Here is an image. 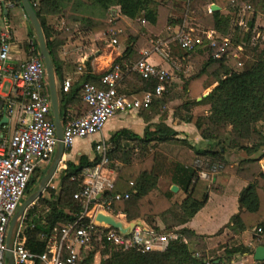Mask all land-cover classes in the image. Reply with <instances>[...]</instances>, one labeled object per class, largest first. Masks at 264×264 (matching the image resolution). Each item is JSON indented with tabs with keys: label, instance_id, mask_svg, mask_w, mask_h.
<instances>
[{
	"label": "trees",
	"instance_id": "obj_1",
	"mask_svg": "<svg viewBox=\"0 0 264 264\" xmlns=\"http://www.w3.org/2000/svg\"><path fill=\"white\" fill-rule=\"evenodd\" d=\"M6 1H11L23 9L21 0ZM193 1L212 2L223 9H229L228 13L214 11L204 14L207 24L205 27L215 29L223 36H229L236 45L244 44L254 54L252 59L245 61L244 66L237 70L232 69L234 64H231V58H215V49L207 42L193 51L184 50L178 45L173 46L171 50V53L182 61L180 73L184 98L180 111L174 114L173 119L179 124L184 122L194 125L204 141H213L217 147L199 150L188 137L181 136L182 132L175 128L174 123L168 124L164 119L156 124H148L143 135L123 128L110 139L116 144L119 158L123 162L116 176L112 194L130 193L129 199L117 201L114 208L126 213L128 220L142 218L156 231L161 230L157 225L160 219L165 229L175 227L180 236L170 241L164 251L126 250L107 242L104 246L87 250L85 257L77 264H94L98 252L102 256L100 264H227L239 254L252 253V248L239 244V240H236L231 246H222L219 249L224 247L222 252L218 253V249H214L208 254L204 236L186 226L209 198L208 194L204 199H199L194 194L199 180L195 162L204 157L210 158L213 164H223L222 170L230 173H240L242 168L249 167L253 180L240 192L238 212L225 227L238 235L245 231H254V240L264 245V242L259 241V236L264 238V171L259 170L256 174L253 172L254 167L259 166V161L264 158V38H256L258 30L264 33V27L256 28L254 15L249 23L251 27L246 32L237 20L241 15L248 20L250 11L242 13L241 9H232L234 3L240 6L249 4L253 10L264 14V0H170L172 5L184 3L188 6ZM31 2L43 26L56 75L61 83L67 70L61 58V51L63 44L74 32L72 24L92 26L95 33H102L108 41L115 32L114 37L118 45H125L122 55L115 60V63H122L138 54L137 43L142 41V37L133 33L123 16L134 22L144 19L149 25L156 26L159 24L160 11L163 8V3L158 0ZM0 4L2 5L1 0ZM117 6H120V14L114 16L111 10ZM89 8L98 10L99 19L84 15V11ZM51 15L65 17L67 26L55 28L48 20ZM168 21L170 24H181L183 18H169ZM32 34L34 35V32ZM34 38L36 52L40 53L38 40ZM148 47L153 48V43ZM200 60L202 65L197 71L183 75L188 63ZM170 68L173 69L172 62ZM106 71L96 75L85 73L83 82H75L68 92L61 88V116L64 122L70 118H79L89 110V106L82 99L83 84L90 82L101 87V79ZM213 73L220 76V82L209 95L203 97L205 91L213 84ZM157 84V80L144 79L131 71L120 82L118 90L130 98H143L145 93L154 90ZM169 94L170 90L155 98L148 110H140L141 115L150 118L161 113L162 108L171 101ZM49 117L53 119L52 114ZM167 144L173 147L171 152L166 150ZM234 152L239 154V163L231 166L229 157ZM98 161L96 153H80L77 160H68L67 167L61 171L59 190L56 191L48 185L45 192L27 209V246L32 252L43 253L48 238L55 229L60 230L78 219L84 210L82 202L75 198V194L82 187V171ZM42 175L44 174L38 170L35 172L26 190L28 196L36 190L33 187ZM161 177H168L172 183L180 186L186 194L185 197L175 199V193L162 189L159 185ZM259 228L262 232L258 231ZM222 231L223 228L219 232ZM197 252L202 255L200 258L195 255Z\"/></svg>",
	"mask_w": 264,
	"mask_h": 264
},
{
	"label": "built area",
	"instance_id": "obj_2",
	"mask_svg": "<svg viewBox=\"0 0 264 264\" xmlns=\"http://www.w3.org/2000/svg\"><path fill=\"white\" fill-rule=\"evenodd\" d=\"M5 2L8 10L15 6L11 1ZM233 6L243 11H252L249 4L240 6L234 3ZM2 8L0 4V9ZM208 11L214 12L212 6L208 7ZM111 13L118 16L120 6L113 8ZM142 22L146 21L143 19ZM241 25L245 26L246 22L243 21ZM248 31L249 29H246V32ZM111 35L109 46H117L115 32ZM260 36L261 33L257 32L256 38ZM172 42L187 51H193L207 42L215 49V58L234 59L238 66H243L244 61L241 58L246 56L244 44L236 45L229 36H223L215 29H201L184 24L175 32ZM159 45L158 40L153 47L154 51L161 50ZM27 47L26 59L16 63L12 58L13 36L7 20L5 29L0 31V91L4 84L9 82L13 97L0 99V104L6 106V110H0V119L6 114L9 122L2 127H8L12 118L15 125L10 135H0V264L7 263L6 237L27 187L35 172L44 164L51 163L59 142L54 120L49 117L52 109L45 62L40 53L36 52L34 41H28ZM171 62L172 70L157 65L149 60V51L145 50L141 57L134 61H113L102 76L101 87L90 82L83 84L82 99L89 106V110L79 118L63 121V143L67 152L80 139L98 134L101 136L93 150L99 161L83 169L82 187L75 194V198L82 202L84 210L75 222L60 230L55 229L41 254L32 252L27 246L29 225L24 214L13 240L14 264H77L94 244L104 246L107 242L126 250L164 251L170 241L180 236L177 232L156 231L149 225L148 228L136 226L129 235H123L117 228L98 227L94 224L99 208L131 221L126 213L114 208L117 201L129 199L130 193L112 194L122 163L117 158L116 144L104 135V128L107 122L119 113L148 110L153 100L166 92L167 84L174 76L173 72L181 70L178 62ZM131 71L144 79L157 80L156 88L147 91L143 98H130L120 93L118 86ZM71 85V78H66L61 88L68 92ZM64 167H67V163ZM195 168L199 179L210 180L211 172L222 170L223 164H213L209 159H198ZM49 185L51 186V182ZM52 188L55 186L52 185ZM258 231L262 232V229L259 228ZM195 255L199 258L202 256L198 252ZM253 264L260 262L254 259Z\"/></svg>",
	"mask_w": 264,
	"mask_h": 264
},
{
	"label": "crops",
	"instance_id": "obj_3",
	"mask_svg": "<svg viewBox=\"0 0 264 264\" xmlns=\"http://www.w3.org/2000/svg\"><path fill=\"white\" fill-rule=\"evenodd\" d=\"M203 3L204 5H202V7H204V11L207 14H211L208 11V7L212 6V4L214 3L212 2H203ZM20 8L21 7L15 5L11 9H20ZM11 9L8 10L7 15L4 14L3 8L0 9L1 15L5 16L6 20L8 21L10 19L9 17H10ZM93 9L95 8H89L85 10L84 15L86 17H93L94 19H99L98 10H96L93 13L94 11ZM232 9L238 11V8H235L233 5H232ZM22 11L26 16L24 9ZM217 11H222L223 13L230 12L229 9L227 8L223 9L222 7L220 10ZM241 12L244 13L245 11L241 9ZM254 15H256V21H255L256 28L264 27V14L261 13L260 11H255L253 9L252 11H250V17L248 18V20H245L243 18V15H241L238 18L237 22L245 30L250 29L251 25L249 23L251 22L253 18L252 16ZM48 20L57 29L64 28L67 26V20L65 19V17L59 18V16L51 15L48 17ZM243 21L246 22L245 26L241 25ZM72 27L74 28V32L68 37L66 42L63 44L61 51V58L64 67L67 69L64 80L66 78H71L73 85L75 82L82 83L84 80L83 78L85 73L96 75L106 71L111 66L113 61H115L116 58L122 55L125 49V45L124 47H122L123 44L114 47L109 46V41L104 37V35L102 33H95L92 26H82L80 25V23H77V24H72ZM33 32H29L28 38L25 40H21V39L16 40L14 38L15 36L13 35L14 33L12 32L13 33L12 58L16 63L24 61L28 56L27 42L35 41L34 37H36L35 32L34 35L32 34ZM258 32L261 33L260 37L264 38V33L261 30H258ZM145 36L148 37L146 34ZM137 45H138L137 46L138 54L142 55L143 51L147 50L149 51V60L151 62L160 65L164 68L170 69V58H168L169 57L168 54L163 52V50L154 51L152 47L150 48L148 46L147 47L144 46V43H142L141 40L137 43ZM121 47L123 49H120ZM57 83H59L58 78H57ZM215 84L216 83H213L210 86L211 88L209 87L210 90H212L215 86L218 85V83L217 85ZM6 86H7V91H4ZM12 95L13 94L11 90V84L9 82H6L2 90L0 91V99L6 100L8 97H13ZM161 115L162 114L159 113L157 115H153L150 118H146L144 115H141L140 111H134L130 113H119L116 116H114V118L112 117L113 120H111L112 119L111 118L108 122L111 121V123L113 124L117 122L121 123L120 129L128 128L135 131L139 135H143L145 127L148 124L151 123L156 124L162 121ZM166 122L168 124H171L168 121ZM14 125H15V121L14 118H12L11 124L8 127L0 126V128L1 127L7 128L9 130L8 135H10L12 133V129ZM174 125L176 129L182 132L181 136L188 137L190 140H192L191 138H195L196 144L193 143V141L192 143L196 146L197 144L199 146H205L206 143L209 142V141H204L198 135L194 125L192 124L184 123V122L179 124L175 121ZM2 134L3 133H1L0 135ZM93 153L94 151H92V153L89 155H93ZM199 159L210 160V158L208 157L199 158ZM229 163L231 166L238 165L239 154L237 152H234L232 155H230ZM248 168H249L248 166L242 168L240 173H230L226 170H221L213 173L211 172V179H210L211 183L207 192L209 198L206 204L204 205V207L186 225L189 228L195 230L197 234L204 236V239L208 245V247L206 248V252L208 254L210 251L212 252L214 249H218V253H220L224 250V247L223 249L219 250L222 246H225L227 244L231 246V244L236 240L237 241L239 240L238 241L239 244L240 243L244 244L247 247L253 249L252 253L244 252L242 254H239L237 257L229 261L227 264H253L254 250L256 246L261 245L257 243L256 240H254V234H255L254 231H245L242 234L238 235V234H234L230 230V228L225 227L230 222L231 217L236 212H238L239 209L238 197L240 192L253 180V178L251 177L253 173L249 174L251 170ZM259 170L264 171V158L259 161V166L254 167L253 172L256 174L257 171ZM56 184H61V178H59ZM159 185L162 188L161 184ZM172 185H174V183L170 181V183L166 184V187L162 189L171 191ZM180 191L182 190L179 186V191L175 192V196ZM157 225L161 229V231L165 228L164 223L160 219L158 220ZM222 228L223 231L219 232ZM259 241L264 242V238L259 236ZM248 258H251L252 260Z\"/></svg>",
	"mask_w": 264,
	"mask_h": 264
},
{
	"label": "rangeland",
	"instance_id": "obj_4",
	"mask_svg": "<svg viewBox=\"0 0 264 264\" xmlns=\"http://www.w3.org/2000/svg\"><path fill=\"white\" fill-rule=\"evenodd\" d=\"M160 2L163 3V8L160 11L161 12V16L159 19L160 21H159V24L154 26V27L149 25L148 23H143L142 20L134 22V21L130 20L129 18H126L125 16L123 17V19L126 22H128L127 24L131 25V30L133 31L134 34L142 37V43H144V46L147 47L151 43H153V45L155 46L156 42L159 40L160 41L159 47L161 50H163V52L168 54V56H169L168 58H170V62H171V60H175L176 62H178V64L180 65V68H181L182 67V61L179 58H177V56H175L173 53H171L173 46L177 45L175 42H172V38L174 37L175 32L179 29V27H181L184 24L194 26V27H198L201 29H208L205 27V26H207V24H206L204 14H207V13L204 11V7H202V5H204V3L198 2V1H193L188 6V4H184V3H181L180 5H174V4L172 5L170 0H161ZM22 10H23L22 8L11 9L10 17H9L10 19L8 21L10 26L12 27L11 31L14 33V34L13 33L12 34L15 36L14 38L16 40H20V39L25 40L28 38V33L33 32V27H32V25H30V21L24 15ZM93 10H94L93 11V13H94L96 11V9H93ZM238 10H240V9H238ZM169 18H174V19L183 18V22L181 24H170L168 21ZM6 21H7L6 17L1 15V13H0V31L5 29ZM145 34L148 37H146ZM156 38L158 40H156ZM122 47H124V45ZM122 47L120 49H123ZM245 51H246V56H242V58H241L244 62L249 60V59H252L254 56V54L251 53L246 47H245ZM140 57H141V54H135L134 56L130 57V60L134 61L136 59H139ZM231 62H232L231 63L232 65L234 64V67H232V69L240 70L244 66V64H243V66H238L236 63V60H234V59H232ZM201 65H202L201 60L200 61H192V62L188 63V65H186V71L183 75L185 76V75H189V74L194 73L195 71H197L201 67ZM173 74H174V76H173L172 80L167 84L166 92H165V93H167L170 90V94L168 96L170 97L171 101L167 102L166 107L162 108V110L160 109L161 114H162L161 119H164V120L168 121L169 123H174L176 121V119H173L174 114L176 112L180 111L179 110L180 105L184 99L183 98V79H182L180 70L173 72ZM219 78H220V76L217 73H213L211 81L213 83H216L215 85H217V83L220 82ZM61 84L62 83L59 80V83H58L59 94L61 93ZM210 88H208L205 91V93L208 90L210 91ZM4 91H7V86L5 87ZM113 118L111 120H113ZM120 128H121V123L117 122V123L113 124L110 121L107 123V125L104 128V135L107 138H110ZM1 133L8 135L9 130L7 128L1 127L0 128V134ZM100 138H101V136H100V134H98V135L90 136L87 139L78 140L77 143L74 145V147L70 150V152H66L65 157H64V161L60 164L58 171L56 172L55 176L52 179L53 181L51 180L52 181L51 187H52V185L55 186V190L58 191L60 188V184H56V183L59 180V178L61 176V171L63 168H65L64 166L66 165L67 161L70 159L71 160H77L78 155L80 153L91 154L93 149H94V145H95L96 141H98ZM191 139H192L191 141H193V143L196 144L195 138H191ZM216 147L217 146L215 145V143L213 141L207 142L205 146H199L197 144V148H199V150H202L205 148H216ZM172 148L169 144L166 145V150L171 152L173 150ZM53 158H54V156L52 157V159ZM117 158L119 159V161L123 165V162L119 158L118 152H117ZM48 166H49V163H46L38 171L40 173L44 174L45 171L47 170ZM120 168H121V166H120ZM40 179L41 178H39V180L37 179L38 181L36 180L33 188L38 187ZM169 183H170V179L168 177H163L160 180V184H161L162 188H165L166 184H169ZM210 183H211L210 180L199 179L196 186H195V192H194L195 197H197L199 199H204V197L207 195ZM185 195L186 194L184 191H180L179 193L176 194L175 199H178V200L182 199L185 197ZM27 196H28V192H26L23 199H25ZM162 232H164V233L177 232V229L175 227H173L170 230H167L164 228L162 230ZM93 247H92V249H96L99 247V244H94ZM101 258H102V256L98 252L96 254L94 264H100ZM248 259L252 260L251 258H248Z\"/></svg>",
	"mask_w": 264,
	"mask_h": 264
},
{
	"label": "water",
	"instance_id": "obj_5",
	"mask_svg": "<svg viewBox=\"0 0 264 264\" xmlns=\"http://www.w3.org/2000/svg\"><path fill=\"white\" fill-rule=\"evenodd\" d=\"M22 7L26 14V17L30 21L36 38L38 40L39 48H40V55L42 56L47 70V80H48V87H49V94L51 99V109H52V116L56 126V133L57 138L59 140L56 153L54 158L52 159L51 163L49 164L47 170L45 171L44 175L41 177L39 181V185L36 190L31 193L19 206L16 214L14 215L12 222L10 224V228L6 237V252L5 256L7 259L6 264H14V258L12 253L13 248V240L16 234L17 227L19 225V221L21 217L26 213L27 209L35 203V201L44 193L47 186L50 184L51 180L55 176L56 172L59 169L60 164L64 161V157L66 154V150L63 143V119L61 116V102H60V94L58 89L57 83V75L55 70L54 60L52 58L50 49L48 47L47 38L41 24V21L37 15L36 9L32 4L31 0H21ZM2 7L4 14H8V8L6 6L5 0L2 1ZM213 11L220 10L221 7L217 4H212ZM212 90L206 92L203 97L209 95ZM202 97L199 98L201 100ZM6 110V106L3 103L0 104V110ZM9 122V117L5 114L0 119V126H3ZM172 192H178L179 186L174 184L171 186ZM94 224L98 227H105V228H117L123 235H129L136 226L148 228V224L142 218H136L131 221H126L118 216L112 214L111 212L107 211L104 208H99L95 218ZM254 259L259 262H264V246L258 245L254 250Z\"/></svg>",
	"mask_w": 264,
	"mask_h": 264
}]
</instances>
